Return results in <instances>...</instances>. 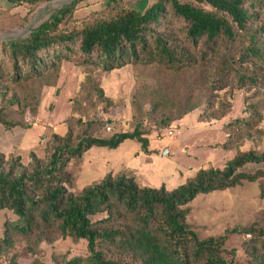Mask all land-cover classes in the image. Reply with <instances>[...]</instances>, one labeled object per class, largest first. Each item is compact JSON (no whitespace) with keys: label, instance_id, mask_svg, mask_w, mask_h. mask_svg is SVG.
I'll list each match as a JSON object with an SVG mask.
<instances>
[{"label":"rangeland","instance_id":"1","mask_svg":"<svg viewBox=\"0 0 264 264\" xmlns=\"http://www.w3.org/2000/svg\"><path fill=\"white\" fill-rule=\"evenodd\" d=\"M157 1L40 0L16 4L0 0V42L26 39L66 7H74V11L59 26L61 33L76 32L126 8L144 11ZM185 2L229 21L205 3ZM247 5L255 20L248 23L245 33L235 30L233 41L219 40L213 46L202 41L189 43L185 24L166 8L156 33L180 49L183 60H190L186 68L177 70L154 62L103 72L95 65L85 66L75 46L68 62H61L56 71L47 69L38 78L24 80L27 70L15 69L0 52V109L6 121L17 125L9 130L0 125V155L5 165L12 162L16 169L28 170L26 150L31 146L30 152L45 164L57 146L53 136L68 137V145L74 147L84 138L106 139L138 129L148 141L146 154L130 140L114 149L92 147L66 165L65 172L71 177L67 191L76 195L108 175H124L142 187L171 191L200 170L223 169L238 154L263 153L264 65L241 58V53L248 35L264 27V0H250ZM257 37L264 50V32ZM240 76L255 79L254 84ZM164 150L168 154L161 157ZM15 153L18 156H12ZM241 172L258 173L259 179L198 196L187 205L186 224L199 239L217 238L232 230L264 233V164L245 165ZM16 220L10 211L0 210V238L4 225ZM260 238L229 234L224 258L228 260L234 252L235 264H256L264 258V237ZM13 241L11 248L0 253V264H54L57 257L87 256L84 241L56 234L14 236ZM106 258L130 261L112 253Z\"/></svg>","mask_w":264,"mask_h":264},{"label":"trees","instance_id":"2","mask_svg":"<svg viewBox=\"0 0 264 264\" xmlns=\"http://www.w3.org/2000/svg\"><path fill=\"white\" fill-rule=\"evenodd\" d=\"M5 1L32 4L40 0ZM185 1L205 3L229 21ZM249 2L158 0L144 11L126 8L76 32L61 33L59 26L74 11V7H66L26 39L0 42V52L15 69L27 70L24 80L38 78L47 69L56 71L61 62H68L75 46L85 66L95 65L103 72L129 64L154 62L177 70L186 68L190 60H183L182 51L156 33L166 8L185 24V38L189 43L196 45L202 41L213 46L219 40L233 41L236 32L245 33L248 23L255 20L247 5ZM263 32L264 27L248 35L241 58L264 65L263 45L257 37ZM240 79L252 84L255 81L244 76ZM261 84L264 93V80ZM0 125L8 130L17 127L6 121L1 109ZM53 140L57 146L51 149L45 164L39 163L34 153L28 154V170L16 169L12 162L6 166L0 155V210L6 209L17 218L14 223L4 225L0 253L13 246L14 236L22 239L36 233L56 234L62 239L86 243V257H57L53 259L54 264H235L234 252L228 260L224 258L223 246L229 234H253L259 240L264 237V233L248 229L226 231L223 236L201 240L186 224L187 205L196 197L256 182L258 173L250 175L241 169L245 165L264 164V152L238 154L223 169L200 170L171 191L163 187H142L124 175H108L75 195L67 191L71 177L65 168L70 160L81 158L92 147L114 149L126 140L135 141L140 152L146 154L147 138L135 129L106 139L84 138L74 147L68 145V137L53 136ZM108 253L130 261L107 259ZM256 261L264 264L263 257Z\"/></svg>","mask_w":264,"mask_h":264},{"label":"crops","instance_id":"3","mask_svg":"<svg viewBox=\"0 0 264 264\" xmlns=\"http://www.w3.org/2000/svg\"><path fill=\"white\" fill-rule=\"evenodd\" d=\"M32 149H33V146H31L28 150H26V156L30 153V151H32ZM12 156H18V154L17 153H15L14 155H12Z\"/></svg>","mask_w":264,"mask_h":264},{"label":"water","instance_id":"4","mask_svg":"<svg viewBox=\"0 0 264 264\" xmlns=\"http://www.w3.org/2000/svg\"><path fill=\"white\" fill-rule=\"evenodd\" d=\"M168 154V152H167V150H164V151H162V153H161V157H164V156H166Z\"/></svg>","mask_w":264,"mask_h":264},{"label":"built area","instance_id":"5","mask_svg":"<svg viewBox=\"0 0 264 264\" xmlns=\"http://www.w3.org/2000/svg\"><path fill=\"white\" fill-rule=\"evenodd\" d=\"M108 131H110V129H109V128H107V132H108Z\"/></svg>","mask_w":264,"mask_h":264},{"label":"bare ground","instance_id":"6","mask_svg":"<svg viewBox=\"0 0 264 264\" xmlns=\"http://www.w3.org/2000/svg\"><path fill=\"white\" fill-rule=\"evenodd\" d=\"M57 3H59V2H56L55 5H56Z\"/></svg>","mask_w":264,"mask_h":264}]
</instances>
